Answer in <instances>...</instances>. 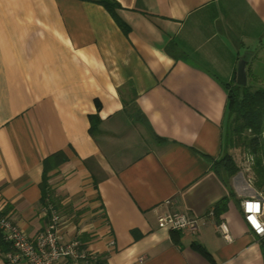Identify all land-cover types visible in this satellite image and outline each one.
<instances>
[{
	"label": "crops",
	"instance_id": "0c3cea01",
	"mask_svg": "<svg viewBox=\"0 0 264 264\" xmlns=\"http://www.w3.org/2000/svg\"><path fill=\"white\" fill-rule=\"evenodd\" d=\"M114 1L126 33L93 0H0V217L34 240L56 216L87 264H264L241 211L264 181L214 171L264 0ZM169 213L198 233L158 228Z\"/></svg>",
	"mask_w": 264,
	"mask_h": 264
},
{
	"label": "built area",
	"instance_id": "2783aa9c",
	"mask_svg": "<svg viewBox=\"0 0 264 264\" xmlns=\"http://www.w3.org/2000/svg\"><path fill=\"white\" fill-rule=\"evenodd\" d=\"M168 204V202H166ZM244 221L250 231L258 238H264V195L244 199L241 202ZM58 218H52L51 225L31 240L14 225L8 216L0 217V232L10 250L3 254L8 264H60L64 260H75L87 264L92 256L81 247L77 240L64 243L58 234ZM158 228L196 235L199 219L181 213H169L157 220ZM223 238L229 240L228 229L224 224L218 226ZM113 244V243H112Z\"/></svg>",
	"mask_w": 264,
	"mask_h": 264
},
{
	"label": "trees",
	"instance_id": "16d2710c",
	"mask_svg": "<svg viewBox=\"0 0 264 264\" xmlns=\"http://www.w3.org/2000/svg\"><path fill=\"white\" fill-rule=\"evenodd\" d=\"M104 7L117 25L128 31V27L118 15L120 5L114 0H93ZM236 77V76H235ZM254 80V81H253ZM246 86H239L234 80L226 86L227 89V122L225 129V147L227 150L243 148L253 157L251 170L260 181H264V86H256V82L264 84L260 77L253 76ZM234 157L230 153L215 164L214 171L221 177L222 174L233 176L239 172ZM44 186V198H47ZM48 188V187H47ZM50 216V215H49ZM174 235L180 232L173 231ZM200 248V247H198ZM10 250V245L3 240L0 232V254ZM204 253V252H203ZM96 264H106L98 261Z\"/></svg>",
	"mask_w": 264,
	"mask_h": 264
},
{
	"label": "rangeland",
	"instance_id": "374dc122",
	"mask_svg": "<svg viewBox=\"0 0 264 264\" xmlns=\"http://www.w3.org/2000/svg\"><path fill=\"white\" fill-rule=\"evenodd\" d=\"M255 76L260 77L261 81L264 82V60L258 63L255 67ZM253 80V76H251ZM254 81V80H253ZM256 86H264V84H259L256 82ZM230 154L235 157L237 163L242 166L243 169H246L248 172H251V166L253 163V157L245 151L243 148L229 150Z\"/></svg>",
	"mask_w": 264,
	"mask_h": 264
},
{
	"label": "water",
	"instance_id": "95a60500",
	"mask_svg": "<svg viewBox=\"0 0 264 264\" xmlns=\"http://www.w3.org/2000/svg\"><path fill=\"white\" fill-rule=\"evenodd\" d=\"M247 64L246 61L243 59L239 61L237 68H236V77L235 81L236 84L239 86H246L247 85Z\"/></svg>",
	"mask_w": 264,
	"mask_h": 264
}]
</instances>
